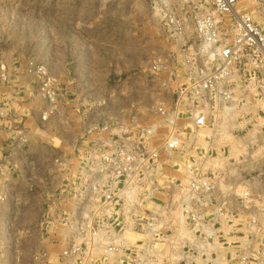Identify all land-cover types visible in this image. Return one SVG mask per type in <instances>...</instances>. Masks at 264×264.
Returning a JSON list of instances; mask_svg holds the SVG:
<instances>
[{"label":"built area","instance_id":"2783aa9c","mask_svg":"<svg viewBox=\"0 0 264 264\" xmlns=\"http://www.w3.org/2000/svg\"><path fill=\"white\" fill-rule=\"evenodd\" d=\"M151 2L182 74L143 122L74 125L50 68L29 59L20 84L0 62V264H24L21 247L29 264H117L127 248L124 264H264V209L244 215L246 191L236 189L242 205L232 207L218 177L174 157L186 127L232 113L264 87V30L237 0ZM151 67L171 70L161 57ZM178 164L179 178L165 173ZM224 227L236 238L228 251Z\"/></svg>","mask_w":264,"mask_h":264},{"label":"rangeland","instance_id":"374dc122","mask_svg":"<svg viewBox=\"0 0 264 264\" xmlns=\"http://www.w3.org/2000/svg\"><path fill=\"white\" fill-rule=\"evenodd\" d=\"M151 1L0 0V62L10 69L11 80L29 59L50 68L66 87V111L74 125L81 119L86 129L132 116L143 122L160 97L171 98L182 74L181 54ZM237 2L236 9L252 14L264 30V0ZM158 57L171 70L154 72L151 65ZM25 90L14 96L26 97ZM227 114L220 112L200 129L186 127L183 149L174 157L180 164L189 159L203 173L218 177V189L232 207L242 205L234 197L236 189L246 191V215L255 205L264 209V87ZM164 170L176 178L183 175L179 164ZM165 181L158 177L160 186ZM229 229L222 230L225 240L219 238L222 251L231 249L236 239ZM18 250L29 264L31 249ZM130 256L131 249H123L117 264Z\"/></svg>","mask_w":264,"mask_h":264},{"label":"crops","instance_id":"0c3cea01","mask_svg":"<svg viewBox=\"0 0 264 264\" xmlns=\"http://www.w3.org/2000/svg\"><path fill=\"white\" fill-rule=\"evenodd\" d=\"M10 70V69H9ZM11 73V71H10ZM17 73V79H13V81H18L20 84H25L27 82V78L24 77V75L22 74V68L20 67L18 70H16ZM55 141V139H53V142ZM50 251H56L55 248L49 247L48 248Z\"/></svg>","mask_w":264,"mask_h":264},{"label":"bare ground","instance_id":"6f19581e","mask_svg":"<svg viewBox=\"0 0 264 264\" xmlns=\"http://www.w3.org/2000/svg\"><path fill=\"white\" fill-rule=\"evenodd\" d=\"M227 115H229V113L227 114ZM163 129V128H162ZM162 129L160 130V131H162ZM204 133V132H203Z\"/></svg>","mask_w":264,"mask_h":264}]
</instances>
